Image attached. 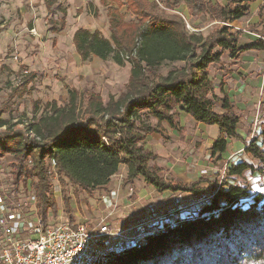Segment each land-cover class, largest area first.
<instances>
[{
    "label": "trees",
    "instance_id": "1",
    "mask_svg": "<svg viewBox=\"0 0 264 264\" xmlns=\"http://www.w3.org/2000/svg\"><path fill=\"white\" fill-rule=\"evenodd\" d=\"M255 0H159L173 10L183 3L191 15H204L212 22L205 33H189L180 16L157 12V3L148 0H125L126 12L133 21L124 22L118 13L108 20L109 37L99 31L77 29L72 45L82 62L92 57L118 65H130L125 89L116 98L104 102L93 89L81 94L67 89V101L58 105L51 101L31 121L11 123L0 117V158L10 155L12 185H27L33 190L38 216L47 222L49 213L56 217L57 206L51 191L52 175L57 176L63 194L68 181L78 191L91 193L106 187L119 167L126 171L131 185L142 179L158 192L180 191L204 195L202 177L185 182L174 177L167 168H159L157 155L145 147L146 138L158 134L166 124L178 133L183 127L174 119L184 112L196 123L217 128L210 147L211 157L227 151L230 140L244 144L245 153L264 169V123L258 135L243 139L237 132L240 117L229 97L216 95L209 73L212 65H224L226 56L236 61L251 50H264V30L256 29L264 22L259 9L256 24L244 30L229 26L248 16ZM56 0H47L50 14L61 11L62 17L52 21V32L64 34L65 10ZM52 9V10H50ZM31 27V25H30ZM58 27V28H56ZM251 32L259 40L239 46L241 34ZM183 63L180 68L160 73L164 64ZM217 108V111L215 109ZM150 119L156 121L150 125ZM55 162V172L49 163ZM227 178L254 172L252 164L238 162L228 166ZM200 212L178 220L147 235L137 245H127L104 256V264H264V194H255L245 202L249 191L224 182ZM224 199L220 204L219 200ZM67 213L70 208L63 196ZM70 226L74 221L68 216Z\"/></svg>",
    "mask_w": 264,
    "mask_h": 264
},
{
    "label": "rangeland",
    "instance_id": "2",
    "mask_svg": "<svg viewBox=\"0 0 264 264\" xmlns=\"http://www.w3.org/2000/svg\"><path fill=\"white\" fill-rule=\"evenodd\" d=\"M12 1L0 0L1 118L14 124L22 122L19 126L24 127L31 121L35 106H37V115H39L43 106L51 101L63 105L68 98L67 89L71 88L78 90L81 94L86 90L93 89L94 92L101 95L104 102L110 95L116 98L124 91L130 71V65L127 62L123 66H118L111 58L102 61L94 57L82 62L69 43V37H67L69 35L64 32V37L59 38L58 45L52 38L57 33L52 32L51 22H55L61 17V11L50 14L45 5L47 0H38V5L33 6L24 4L27 1ZM75 1L74 5L70 2L73 8L77 7ZM92 1L96 6L93 5L90 9L87 8L84 0L80 1L81 4L86 5V13L82 17H77L72 15L74 14L72 11L66 19L68 28H65L67 31L81 25L89 32L99 31L101 35L104 34L108 38V20L111 13L117 12L118 17L124 22L134 19L131 13L126 12V6L123 5L125 0ZM148 1L157 3V12L159 13L180 16L189 33H205L212 24L207 16L191 15L183 3L171 10L165 8L159 0ZM218 1L223 2V0ZM263 1L255 0L250 5L248 16L242 18L243 27L252 24V18L258 15L259 7L264 10ZM36 2L37 0H34V4ZM86 2L89 4V1ZM22 6L26 10L25 13L20 12ZM60 7L67 13L66 9L69 7L67 4L60 5ZM52 8L56 9V5L54 4ZM80 10L83 11V6ZM77 15L79 14L77 13ZM262 28L264 30V26ZM182 66L183 63H164L160 67V73L165 75L169 70ZM209 68H212L211 75L218 71L216 65ZM214 83L219 84V88L215 89L219 90V81L216 80ZM215 90L214 92H217ZM261 117L260 109L258 112L256 110L252 125L249 127L252 136L258 135ZM174 119L178 122V126L185 125L183 131L178 133L164 124L165 129H162L164 133H161V130L158 134L148 136L145 147L157 155L154 163L159 168L162 169L165 165L170 166L174 177L190 182L203 176L206 180L199 186L204 188V195H192L180 191L158 192L151 186L145 185L140 178L135 179L131 185L126 181V171L122 166L119 167L117 174L110 179L106 187L91 193L82 191L76 193L72 184L66 181L65 194H63L61 183L55 173L50 182L57 214L56 217H53L49 213L51 222L56 223L61 220L68 222V216H70L74 225L95 227L100 224L102 219H105L112 230L142 223L147 231L153 233L178 220L196 216L222 187V182L248 190L249 196L245 198V202H250L255 194H264V169L257 160L245 153L242 146L237 145V148L234 149L235 146L229 145L231 143L229 141L228 152L213 158L209 149L211 145L210 129L202 126H188L189 128H187L188 117H183L180 112L175 115ZM149 123L155 126L156 121L150 119ZM244 127L243 124L240 128ZM242 135L246 139V134L242 133ZM250 140L251 138L248 141ZM11 161L10 155L0 158V194L10 207L22 208L23 211H27L31 203L28 197L33 194V190L30 188L29 182L27 185L20 183L17 189L13 187ZM238 162L252 164L255 168L254 172L247 171L235 179H233L234 177L227 178L226 168ZM222 188L227 190L226 186ZM63 196L67 198L69 213L65 210ZM219 202L223 204L224 199L221 198ZM262 202H264V198ZM127 245L129 244H119L114 247V250H121Z\"/></svg>",
    "mask_w": 264,
    "mask_h": 264
},
{
    "label": "built area",
    "instance_id": "3",
    "mask_svg": "<svg viewBox=\"0 0 264 264\" xmlns=\"http://www.w3.org/2000/svg\"><path fill=\"white\" fill-rule=\"evenodd\" d=\"M226 56L221 61L226 62ZM214 90L219 88L213 83ZM55 172V162L49 163ZM30 208L10 207L0 194V264H104L106 253L119 244H139L152 234L144 224L112 230L105 219L95 227L70 226L61 220L43 223L38 216L34 194L28 197Z\"/></svg>",
    "mask_w": 264,
    "mask_h": 264
},
{
    "label": "crops",
    "instance_id": "4",
    "mask_svg": "<svg viewBox=\"0 0 264 264\" xmlns=\"http://www.w3.org/2000/svg\"><path fill=\"white\" fill-rule=\"evenodd\" d=\"M9 1L13 2L12 0H9ZM22 1H27L24 4H26V5L31 4L32 6L38 5V3H39L38 0L35 4H34V0H22ZM41 1H43V0H41ZM80 1H83V0H76L75 5H77V7L74 6V8H73L74 0H56V3H55L56 6L57 5L64 6V4L65 5L67 4V6H69L66 9L67 13L65 16V22H66L67 17L71 15L72 11L74 13L72 15H75L77 17H80V16L82 17V15H84L86 13L85 12L86 5H87V8H89V9L92 8L93 5L96 6L95 2H93L92 0H84L86 5L81 4ZM86 1H89V4ZM256 1H258V0H256ZM70 2L73 5H71ZM252 3H254V2H252ZM261 3L262 2H260V4ZM263 3H264V1H263ZM78 4H79V6H78ZM82 6H83V11L80 10ZM259 9H260V7H259ZM20 10H21L20 12H22V13H25L24 11H26L24 6H22V8H20ZM262 10L263 9H261V15H264V10L263 11ZM56 13H59V11L56 10L54 14H56ZM77 13L79 15H77ZM61 17H62V13H61ZM61 17H59L58 19H60ZM256 17L252 18V20H253L252 24H247L244 27H243V22H242L243 19L233 21L232 23L229 24V26L231 28H233L234 30H244L248 25H253V24H256L258 22L259 14ZM263 26H264V22L261 23V25H259V27L256 29V31H259L260 29H262ZM66 28H68L67 24H66ZM66 28H65V33L67 35H69V36H67V37H69V43L71 44V47L73 48V51L75 52L74 47L72 45L73 33L77 29H79V28L85 29V27L78 25L76 27H73L69 31H67ZM102 35L104 37H106L104 34H102ZM63 37L64 36L62 34L61 35L55 34L54 36H52V38H54L56 40L57 45L59 43V38H63ZM259 38H260V36L257 34L244 31L241 34L239 46L243 47V46L249 45V44L254 43L257 40H259ZM55 40H53V41H55ZM78 58L80 59L79 56H78ZM263 65H264V50H251V51H247V52L242 53L236 61H232L229 59L228 62L226 64L222 65L221 67L219 65H216L218 67V71H216V73L214 75H211V69L212 68H209L210 78H211L212 82L218 80L220 83V89L215 90V91H217V92H215V94L217 93L216 95L220 96L221 95L220 92L222 90V92L225 93L229 97V100H230L231 104L234 106L237 115L240 117V123H239L238 129H237V132L243 139H245V138L243 137L242 133H245L247 140H249V138L252 137V135L250 134L251 130L249 127H251V125H252L256 110L258 112V109H260L261 116H262L260 118V122H259L260 126L258 128L259 129V131L257 132L258 134L261 131V124L264 123V70H263ZM262 73H263V75H262ZM215 111H217V108L215 109ZM180 113L183 114V117H185V116L187 117V115L184 112L180 111ZM185 119H187V118H185ZM187 121H188L187 126H186L187 128L194 127V126H196V127L202 126L204 128L205 127L209 128L210 129L209 140H210L211 145H212L213 140L217 137V134H218L216 127L201 124V123H196L190 118H188ZM243 124L245 125V127L243 129H241L240 127H242ZM184 126L185 125L181 124V127H184ZM163 129H165L164 124H163ZM161 133H164L163 130L161 131ZM152 135H154V134H152ZM230 141H231V143L229 142L230 143L229 145H231V146L234 145L235 146L234 149L237 148V145H240L243 148H245L244 144L239 142V141H233V140H230ZM211 145H210V147H211ZM227 150H228V147H227ZM226 152H228V151H226ZM162 168H167L171 171L169 165H167V166L165 165ZM171 173H172V171H171ZM182 181H184V180H182ZM185 182H187V181H185Z\"/></svg>",
    "mask_w": 264,
    "mask_h": 264
}]
</instances>
